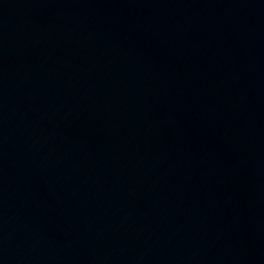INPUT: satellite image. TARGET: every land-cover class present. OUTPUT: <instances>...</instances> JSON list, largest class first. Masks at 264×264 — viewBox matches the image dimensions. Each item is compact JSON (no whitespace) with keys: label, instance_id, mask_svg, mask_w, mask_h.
I'll return each instance as SVG.
<instances>
[{"label":"water","instance_id":"obj_1","mask_svg":"<svg viewBox=\"0 0 264 264\" xmlns=\"http://www.w3.org/2000/svg\"><path fill=\"white\" fill-rule=\"evenodd\" d=\"M0 264H264V0H0Z\"/></svg>","mask_w":264,"mask_h":264}]
</instances>
